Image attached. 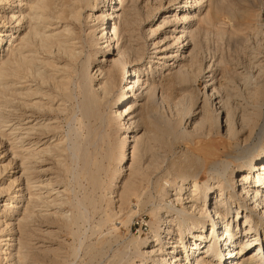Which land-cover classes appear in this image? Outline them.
Here are the masks:
<instances>
[{"label":"bare ground","instance_id":"obj_1","mask_svg":"<svg viewBox=\"0 0 264 264\" xmlns=\"http://www.w3.org/2000/svg\"><path fill=\"white\" fill-rule=\"evenodd\" d=\"M130 1L123 6L118 0H0V137L8 138L12 156L5 164L7 154L0 152V264H35L34 247L25 235L36 207L69 224L87 217V198L76 199L75 213L68 214L63 200L67 190L53 189L55 208H50L53 180L37 186L31 177L36 160L63 149L62 142L48 144L49 133L58 126L47 113L59 111L58 98L65 102L63 97L70 99L75 89L82 98V118H90L100 103L112 100L116 109L111 118L122 145L125 148L130 138L135 142L133 162L127 165L132 170L137 163L132 171L142 182L162 168L159 154H172L178 143L222 131L233 146L229 159L219 163L202 162L189 152L165 159L171 177L164 184L161 177L153 182L155 200L140 192L138 179L124 183L118 192L127 172V165H120L107 187L109 202H117L116 214H121L132 198L142 205L150 198L144 210L153 222L145 238L129 242L132 255H115L114 264H264V0H205L208 11L200 21L217 29L219 39L233 47L230 57L221 53L219 60L202 56V38L208 31L192 28L195 9L203 7V0H166L164 12L163 0H148L157 2L154 12L159 10L160 17L145 30V38L137 31L142 9L138 10L137 0ZM152 14L144 13L146 19ZM83 21L96 47L94 74L89 72L91 56L83 55L86 41L79 33ZM147 42L153 48L142 67ZM73 63L77 69L72 78L68 68ZM155 63L161 66L157 74H153ZM200 78L204 92L193 93L191 87ZM157 97L158 108L152 102ZM160 106L169 110V117L158 112ZM76 115L73 110L70 121L80 122ZM141 122L146 133L137 136L133 126H142ZM74 129L68 132L69 139L76 137L77 133L71 134ZM70 151L75 155L80 150L71 145ZM148 153L155 158L144 166L142 157ZM84 159L87 164L91 161L90 155ZM205 171L208 176L202 181ZM11 173H21L25 186L16 190ZM89 205L94 206L92 201ZM131 222L129 218L121 223L129 230ZM104 246L99 240L89 257H97ZM55 250L47 247L36 254L57 257L60 253Z\"/></svg>","mask_w":264,"mask_h":264},{"label":"rangeland","instance_id":"obj_2","mask_svg":"<svg viewBox=\"0 0 264 264\" xmlns=\"http://www.w3.org/2000/svg\"><path fill=\"white\" fill-rule=\"evenodd\" d=\"M118 1H122L119 3L120 5L122 4L123 6H129L131 4L130 0H118ZM153 1H148V0L147 1L146 0L136 1L138 10L142 9V10H139L138 19L141 20V24L139 23L138 26L140 28L138 27L137 31L144 38L146 34L145 30H147L150 27V25H152L154 22L158 21L160 17L159 10L158 11L156 10L154 12L155 4H157V2H153ZM206 3L207 2L203 0V3H202L204 4L203 7H200V9L199 8L195 9L197 12L196 13L197 17L195 18V21L192 27L193 29L200 28L201 30L208 31L206 36L204 35L202 38L203 49H202L201 54L203 57L205 58L207 57L206 58L207 60H210L209 58L212 59L213 57H214L213 59H215L216 57V59L219 60V55H221V53L225 55L227 54L226 56L230 57L233 47H231L230 44L229 46H227L228 42H226L225 40L219 39L217 29L213 28L212 30L210 26L208 27L206 23H203V21H200L201 19H203V17L205 18V15L207 14L208 7H206L207 6ZM162 4H163L162 6L163 9L161 10V12H164L167 8L166 0H163ZM146 11L153 12V14L148 19H146V15H144ZM83 23L84 24H82L79 29V33L81 34L82 37H84L86 41L85 52L83 55L84 57L85 55L91 56L92 64L89 67V72L94 74L95 68L97 65L96 63L97 61L95 60V58H93L96 47L93 45V39L89 37V32H90L89 25H87L86 21H83ZM119 36H120L119 44H122V42H124L125 39L124 40L122 39L123 35L121 33ZM189 47L191 49V46ZM152 48L153 46L152 47L150 46V42H147L146 51H145L146 53H145L144 59L140 63L142 67H144V65H146V63L149 62V59H150L149 57L151 55L150 53L152 51ZM190 49L188 48V50ZM153 66H154V71H155L153 74H157L161 66L159 65V63L157 64L155 63ZM76 69H77V64H74V63L70 65V67L68 68V73L71 75L72 78L76 76V72H75ZM145 78L146 77H144V79ZM218 78H219V71H218ZM203 81H204L203 78H200L197 81L196 85L191 87L190 91H192V89L194 88L193 93L196 92V90H197L196 93L204 92V82ZM78 92H79L78 89H75L74 95L71 96L70 99L64 96L63 98L65 102H59V100H62L60 99L61 97H59L57 104L60 105V110L52 112V113H47L48 118L51 119V123H55V125L57 124L58 126V127L56 126L58 129H55L54 131H52L54 133H49L48 139L50 140L48 144L52 142L53 144L62 142L61 147L63 149L60 148L62 150L60 151L55 150V152L53 150L51 153L46 154V156L41 157L40 158L41 160L39 159L36 160L37 162L35 163V165H33L34 169L31 172V177L34 178L33 181H37L36 183L37 186L41 185L40 184L41 181H45L46 179H52L53 181L51 185L53 186L51 187L52 190L49 188V190H51V192L49 191L50 195L51 193L52 194L54 193L53 189H60V190L64 189V191L67 190L65 191V197H63L64 198L63 200H65V202L67 201L66 203L64 202L66 206V207L64 206V208H65V212L69 211L68 214H70L71 211H72V214L75 213V211L72 210V207L76 199L87 198L84 200V205L88 210V214L86 217L87 219L85 218L83 219L84 221L81 220L77 224H69L68 222L64 223L62 221H59L55 217L54 218L47 217L45 215L47 213L43 211L39 212V209L44 210L45 208H42L41 206L36 207L34 209L35 218H34L33 223H31L29 227V231H28L29 237L25 235V237L28 238L26 239L30 242L31 248L34 247L32 251H34L36 255V257H34L35 264H114L115 255H116V258L120 257V255H123L125 253L128 254L127 256L132 255L131 249H133V246L131 247L130 245H128L131 240L137 239L139 237L145 238L148 235V233L151 231L150 225L153 222V219H152V216L149 215L148 212L144 210V207H146L145 204L149 205V202L151 200L150 198L145 200V204L143 203L145 206L142 204H139L136 198H132L131 203L129 204L127 209H125L121 214H116L119 204L117 202H116L117 204L116 203H114V205L111 204L108 200V197L106 196L107 187H108L109 181L113 173L117 171L120 165L124 164L125 166L127 164H132L133 162L131 161L132 155L130 154H132L131 153L133 150L132 148L135 147V142L132 143L133 139L130 138L127 141L128 145H126L125 148L122 145V136L119 133L117 124L111 118L113 111L116 109L112 107L113 103L111 99L109 103H100L98 106V110H96V113L90 118L88 119L82 118V115L79 112V106H81L82 98L80 97ZM136 92H133V94L134 93L138 94V91ZM115 94H116V91H115ZM133 94L131 93L128 95H130L132 98ZM178 95H180L179 92H178ZM157 100H158V97L152 101L153 103H155L154 105L156 107L158 106ZM72 109L76 111L77 118L81 119L80 122L75 123L73 121H70L72 117V112H73ZM165 110L166 108H163L162 106H160V108L158 109V112L161 115L165 114L164 116L169 117L170 116L168 115V113H170L169 110H166V111ZM172 110L175 112L174 108ZM211 110L213 113H217L215 107H211ZM34 111H38V110L35 109ZM60 111L62 113H59ZM136 113H138V110L135 111V114ZM142 123L143 122H141V124ZM144 126L145 125L143 124L141 126L139 123L138 127L136 128V125H134L133 133L136 134L137 136H142L144 133H146ZM71 127L72 129L75 128L74 129L75 131H73L71 134L75 135V133H77L76 137L74 136L71 137L73 143L72 141H70L71 138L69 139L67 135L68 132H70ZM46 140L47 139L43 141H46ZM74 142L76 145L74 144ZM9 144L10 142L8 141V138L2 139V137H0V152H2L3 154H7L5 159L3 160L5 164L8 163L12 158V156L8 154ZM71 145L79 147L80 151L77 152V154L73 155L72 152L70 151ZM232 147L233 146L226 141L222 131L220 134L213 132L212 135L210 136H205V137H200V138L195 137L192 142L187 140L185 142L178 143L172 147L173 148L172 154H169V153L167 154L165 152H161L159 154L158 161L164 164L162 165V168L159 171H156L155 173L151 174L150 179L148 181L147 180H144V182L140 181L141 180L140 174L139 176L135 174L137 178L136 177L134 178V172L136 171L135 169H137L136 168L137 163L136 164L134 163L135 165L133 164V166L130 165L131 167H133L132 170L134 172L130 170L131 168L129 167V165H127V172H125L127 174L124 173L123 177H121L119 181L120 189L118 190V192L119 191L120 193L122 192L123 187L125 186L124 183L127 184V182H129L132 179L133 181H136L138 179L136 183H138V185L140 186V189H139L140 192L143 191L144 193L152 194L154 200L158 199V196L155 195V192H154L155 189H154L153 182L157 179V177H161L162 182L164 179L165 180L170 179L171 176L165 170L167 169L166 160H169V159L173 160V158H175L176 155L178 154L181 155L183 154V152L184 153L189 152V153H193V155H196L197 157H201L202 162L205 161V163L206 162L207 163H219V161L221 160L229 159L228 155H232ZM152 154L153 153H150V154L148 153V155L144 154V156L142 157L143 158L142 164H144V166L148 165V164L146 165V162L147 163L153 162L155 155L154 154L152 155ZM85 155L86 156L90 155L91 157V161L89 164L85 163L84 161ZM151 155H152V158L154 156L153 159H151L150 157ZM160 155L163 157H160ZM123 157L126 158L124 163L122 162ZM149 159L152 161H150ZM39 161H41V163ZM131 173H133V175L130 177ZM11 176L12 177L10 178L12 180L16 179V185H17L16 190L19 189L20 187L25 186V179L21 177V173H15V174L11 173ZM207 176H208L207 171H205L203 173V180L202 179L201 180L205 181ZM94 180L97 182V184H94L93 182ZM139 183H141V185ZM42 191L45 192V190H41L40 193H42ZM36 193H39V192L37 191ZM20 194L21 193L19 192L18 195ZM51 196H52L51 198H48L49 203L50 202L52 203V198H54V195H51ZM43 197L45 196L43 195ZM7 198L8 197H6L5 199ZM44 201L45 200H43L42 202ZM90 201H92V203L94 204L93 207L89 205ZM37 204L42 205L43 203L39 202ZM50 208H55L53 203H52V206L50 204ZM147 208L148 207H146L145 209ZM131 213H133L131 217H128L130 216ZM36 214H38V216H36ZM129 218H131L132 222L129 224L130 229L128 230V227L127 226L125 227L121 222L122 220H127ZM108 220H112V221L108 222ZM29 233L31 236L29 235ZM99 240L100 242H105V246L104 248L102 247L101 249H99L100 254L97 257H95L94 259L93 258L91 259L89 257V252L94 249L95 244L99 243ZM47 247L51 250L52 249L59 250V253H60L59 256L56 257L54 256L53 253L48 255L45 252H43L42 254L40 253V255L36 254L39 251L41 252L44 251V249H47ZM130 259L131 258L129 257V260ZM132 259L135 261L139 260L137 256L136 257L132 256Z\"/></svg>","mask_w":264,"mask_h":264}]
</instances>
